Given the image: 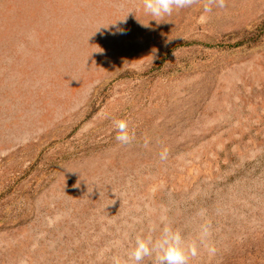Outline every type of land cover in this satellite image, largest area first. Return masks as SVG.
I'll return each instance as SVG.
<instances>
[{"label": "rangeland", "instance_id": "1", "mask_svg": "<svg viewBox=\"0 0 264 264\" xmlns=\"http://www.w3.org/2000/svg\"><path fill=\"white\" fill-rule=\"evenodd\" d=\"M225 5L0 0V264H124L162 216L264 264V0Z\"/></svg>", "mask_w": 264, "mask_h": 264}, {"label": "clouds", "instance_id": "2", "mask_svg": "<svg viewBox=\"0 0 264 264\" xmlns=\"http://www.w3.org/2000/svg\"><path fill=\"white\" fill-rule=\"evenodd\" d=\"M143 5L145 14L152 17L151 20L159 24L166 16H171L174 10L191 7L199 2V0H140ZM213 6L223 9L225 0H203L204 12L212 11ZM130 13V12H129ZM204 17H202L203 19ZM148 27L147 24L142 23ZM116 129L115 139L122 145H127L134 139V134H130L128 122L126 120H114ZM167 151L161 153V159H165ZM163 224L160 234L153 238L152 235L147 237L137 236L135 246L128 252V259L124 264H141L145 257H151L155 254L154 264H188L191 256L196 255L194 246L189 244L181 235L179 230H173L171 225L166 222V217L160 218ZM156 225H150V232L156 231ZM207 234V229L204 230ZM214 251V249H213ZM114 264H121L118 257H113Z\"/></svg>", "mask_w": 264, "mask_h": 264}]
</instances>
